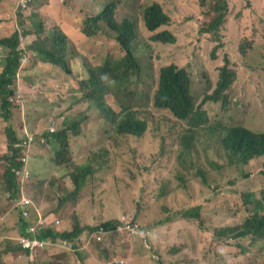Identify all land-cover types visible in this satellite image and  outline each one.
<instances>
[{
  "label": "rangeland",
  "instance_id": "rangeland-1",
  "mask_svg": "<svg viewBox=\"0 0 264 264\" xmlns=\"http://www.w3.org/2000/svg\"><path fill=\"white\" fill-rule=\"evenodd\" d=\"M16 1L0 0V3L6 2L10 15V18L0 17L2 33L11 28L3 27V22L13 20L11 10L15 8ZM110 1L117 3L118 21L128 18L136 24L137 39L134 49L141 65V76L127 83H109L106 101L116 112L121 110L122 105L142 114L149 126L139 138L116 134L112 126L99 117L94 105L89 103L88 106L81 101L82 91L85 90L81 82L87 79L83 63L100 66L108 59H118L121 54L113 33L107 31L94 38H87L81 33L86 15L96 14L102 5ZM151 1L43 0L31 14L29 12L17 16L16 20L22 22L19 25L24 31L30 28V21L34 24L42 21L49 28L55 24L69 27L68 48L70 50L72 45L77 57L73 60L72 72L68 75L33 58L30 51L23 68L27 70L23 71L22 74L25 75L21 78L23 92L20 94L23 96L24 107H15L9 123L4 125L0 110V155L7 153V125L12 126L15 135L19 137L24 129L33 133H47L50 127L59 130L66 121L84 118L81 134L78 137L70 136L73 163L84 164L90 161L95 166L100 164L104 167L100 168L102 170L99 173L95 172L75 199L69 200L62 207L59 218L61 224L72 228L70 219L73 213L79 218L82 228L97 227L102 219L118 221L121 215H128L147 228L149 236L152 235L153 238L152 253L159 256V261L152 260V253H148L137 238H131L125 232L110 233L99 243L82 233L78 236V242L84 249L77 256L84 264H106L108 261L119 260L126 264H232L230 258L221 262L203 258L217 244L211 243L210 234L201 233L203 224L200 227V222L177 218L181 208L176 210L172 205L175 194L164 201L157 198H160L164 182L176 185L179 183L178 176L181 175L190 188L191 192L188 193L191 196L189 198L186 191L181 190L177 197L178 205L200 211L199 205L189 206L187 201L192 200L193 204H198L205 200L201 204V216L196 218L208 225V228L241 224L249 214V206L239 197V193L260 190L264 183L257 174L264 170V165L253 166L252 176L237 181L235 186L227 184L229 179L235 177L233 167L217 171L211 166L215 160L223 159L218 155L214 135L225 134L227 128L235 126L264 132V0H253L254 6L252 0H229L227 20L220 31L223 47L217 51L216 60L211 58V50L217 45L214 34H210L213 36L211 37L199 33L204 20L199 0H156L172 19L171 31L176 36V43L171 45L152 42L144 29L141 10ZM41 10L44 11L43 20L34 16L39 15ZM35 40V34H30V46ZM255 42L258 44L252 46ZM240 45L247 47L246 56H240ZM2 53L0 52L1 55ZM224 55L229 57L236 73L233 84L226 92L229 102L225 106L204 100L217 84L219 68L224 65ZM171 61L187 70L196 104L206 111L210 123H220L219 128L213 129L212 135H207L204 131L196 142L192 140L189 151L184 149L181 135L178 136L179 127L174 121L164 113H157L152 107L159 68ZM22 63L24 62L21 61ZM46 144H41V147L53 162L55 152L50 140H46ZM4 169L5 166L0 164V264H28L22 252L19 262L17 255L8 249L9 242L16 245L15 239L19 237L20 230L12 201L15 197H8L9 193L5 190ZM63 170L66 174L67 170ZM202 173L217 187L214 198L216 204L209 201L207 205L212 192L197 176ZM48 180L50 179H45ZM51 180L52 187L55 188L52 192L58 196L54 194L52 197V204L56 205L58 200L67 197L71 188L67 180ZM41 181L35 180L28 187L29 197L31 189L38 202L41 196L47 198V191L39 185ZM35 201L30 199V221L37 223L39 219L34 218V215H38L39 205ZM215 210H220L221 214L210 215ZM215 242L219 243L217 240ZM241 244L244 251L237 246L233 250L227 249L228 253H244V257L239 258L240 262L237 259L236 262L233 261L234 264H264V247L261 243L255 246ZM66 252L70 251L64 248L46 250L33 257L30 264H61L62 261L64 264H74V255Z\"/></svg>",
  "mask_w": 264,
  "mask_h": 264
},
{
  "label": "trees",
  "instance_id": "trees-1",
  "mask_svg": "<svg viewBox=\"0 0 264 264\" xmlns=\"http://www.w3.org/2000/svg\"><path fill=\"white\" fill-rule=\"evenodd\" d=\"M42 1L43 0H38L31 4V7H33L32 12H34L35 6ZM228 2L229 0H199L201 16L204 19L201 23L199 33L208 35L214 34V37L212 35L210 36L213 37L217 43L211 50V58L213 60L217 59V51L223 47L220 31L227 20L229 10ZM159 4L160 3L156 0H152L142 7L141 16L144 29L152 42L165 45L175 44L176 36L171 31L172 19ZM116 10L117 3L115 1H110L102 5L96 14H87L85 17L81 33L87 38L97 37L100 34H105L107 31L113 33L121 54L118 59H108L100 66H92L88 63H83L87 79L81 82L82 87L85 89L82 91L83 96L81 101L88 106L89 103L94 105L99 117L104 120L105 123L111 125L116 134L139 138L145 134L149 126L142 114L122 105L121 110L116 112L106 101V96L110 89L109 83H127L131 79H139L141 76V65L136 57L134 49L137 39L136 24L128 18L118 21L116 18ZM43 12L44 11L41 10L39 15L34 16H38V18L43 20ZM20 23L22 22L20 21ZM68 30L69 27H64L61 24H55L52 28H49L47 25H44L42 21L35 24L30 21V28L25 29V33L27 34L30 32V34H35L36 36V40L30 46L33 58L53 66V70H60L70 75L72 72V62L77 57V52L72 45L70 50L68 48L70 45ZM257 44L258 43L255 42L252 46H256ZM18 46L19 37L16 31L0 35V48L6 51V54H0V110L5 122H8L10 119L12 109L14 108V105L9 102V98L14 92L11 89L12 85L15 84V80L18 79V77H22L19 72L22 52L18 49ZM246 48L247 47L242 45L238 48L241 57L246 56ZM222 61L224 65L219 68L217 84L213 92L206 95L204 100L221 103L225 106L229 102L226 97V92L233 84L236 73L232 69L231 61L227 55L223 56ZM208 84H210V81H208ZM22 87L23 84L20 80L14 90L22 91ZM152 107L157 113L166 114L174 121V124L179 127L178 136L181 135L186 151L190 150V143L192 140L196 142L202 132L205 131L207 135H212L213 129L220 127V123L211 124L209 117L206 115V111L202 109L201 105L196 104V100L191 91V82L187 70L172 61L159 68L157 86L152 98ZM84 120V118H81L75 121H66L63 126L53 134L44 132L39 134L40 137H44L46 140H52L53 142L55 150L53 159L54 165L58 168L67 170V173L62 179L57 181L59 182L62 180L65 182L67 180L71 188L67 197L58 200L56 205H54L52 204L54 203L52 197L55 193L51 190L52 180L41 181L39 183L43 190L47 191V201L52 205L44 211L38 208V215L35 214L34 218L43 219L48 224L59 220L62 207L66 205L69 200L75 199L82 192L88 181L94 177L95 172L96 174L99 173V171L102 170L100 168L104 167V165L100 164L95 166V164L90 161L84 164L73 163L69 143L70 136L78 137L81 134V124ZM5 132L8 139L7 153H15L13 149L15 144L13 141L16 138L15 131L10 126H7ZM214 139L217 143L216 149L218 155L223 159L215 160L211 167L215 168L217 171L233 167L232 171L235 177L228 180L227 184L229 186H235L237 181L250 178V176H252L251 169L256 164L264 165V132H254L245 127L235 126L227 128L225 134L214 135ZM4 155L5 154L0 155V164L5 167L7 165L3 173L6 180L5 184H7V189L11 191L12 195L19 197L20 185H18L17 182L19 180H15L11 171L13 167H17L19 164L14 161V157L10 159L5 157L7 163L3 162L2 158ZM95 160L96 157H94V161ZM197 176L201 178L203 184L212 192V197L207 201V205L209 201L216 204L214 198L216 196L215 190L217 187L205 174H197ZM257 176L261 182L264 183V170H260ZM178 180L179 183L176 185L169 181L164 182L161 186L160 198L157 199L164 201L175 194L172 205L176 210L181 208L177 218L181 217L182 219L196 220L200 222V227L201 224H203V228L201 227L200 230L201 233L203 235L205 233L210 234L211 243L213 245L217 244L214 246V250L212 249L213 251L204 255L203 258H210L212 262L226 261L227 258H230L232 264H234L233 261L236 262L237 259V262H240V259L244 257V253H228L227 249L233 250L234 246H237L244 251L241 243H247L249 246H255L257 243H261L264 247V185L259 191L246 190L239 193V197L249 206V214L244 218L241 224L208 228V225L196 218L201 216V204L206 202L205 200L198 204H193L191 202L192 200L187 201L189 206L199 205L200 211L199 209L190 210L178 205L177 197L181 190L186 191L189 198L191 196V194H189L191 192L190 188L181 175L178 176ZM31 183L32 181L30 179V185ZM30 193L32 197H35L31 189ZM35 202L40 206L38 201ZM31 213L32 210L30 208V214ZM218 214H221L220 210H215L210 215ZM122 216L124 215H121L119 219ZM119 219L118 221L102 219L100 225L97 227L86 226L82 228L79 218L73 213L72 219H70L72 221V228L66 227L63 232H60L61 230L49 231L47 234L42 235L41 239H55L61 237L69 242H73L75 238L78 236L80 237L83 233V235L88 236V239L95 241V243H99L110 233H119V231H116V228L121 224ZM34 223V221H30V225ZM134 223L136 222L134 221ZM139 225L146 228L142 224ZM100 227L103 228L105 232L103 233V240L97 241L95 239L96 236L95 238L92 236L99 231ZM32 237H38V235ZM215 240L223 245L220 246ZM150 241L151 252L148 253L154 252L152 235ZM8 244V249L13 252L12 254L17 255L18 259L21 248L12 242ZM82 249H84V247H82ZM70 253L74 255L73 251ZM77 253L78 252H75V255H77ZM153 255L155 254H151V259L159 261V256L155 255L156 258L153 259ZM65 258H68V256H65ZM61 264H64V261H62Z\"/></svg>",
  "mask_w": 264,
  "mask_h": 264
},
{
  "label": "clouds",
  "instance_id": "clouds-1",
  "mask_svg": "<svg viewBox=\"0 0 264 264\" xmlns=\"http://www.w3.org/2000/svg\"><path fill=\"white\" fill-rule=\"evenodd\" d=\"M1 6L6 10L5 16H2V17L10 18L9 8H8L6 2L0 3V7ZM30 9H31L30 0H17L15 8H13L11 10L13 20L3 22V23H7L8 25H11V30L8 31L7 33H13L14 31H16L18 34V37H19L18 49L22 52L21 61L24 62L22 64L20 62L19 72L23 77L25 75V74H22L23 71L27 70V68L26 69H23V68L26 64L27 58L30 56V33H27V34L25 33L24 29L19 25V24H21L20 21L18 22L16 20V18L20 14L22 15V14L29 13ZM2 35H5V34H2ZM22 45H24V46L22 47ZM0 49L3 51V54H6V51L4 49H2V48H0ZM21 78L18 77V79L15 80V84L12 85V88H11L14 92H13V95L10 96L9 102L12 105H14V108L15 107H20V108L24 107L23 96L20 94L23 91L14 90V88L17 86V83L21 80ZM8 123L9 122L4 121L3 125L8 124ZM7 126H10V125H7ZM10 127L12 129H14L12 126H10ZM56 131L57 130H55V132ZM47 133L53 134L54 132L49 133L47 130ZM39 134L40 133H38V132L33 133L27 129H24L22 135L19 137L16 136L15 140L13 141V142H15V144L13 146L15 153L10 152V153H7V155L6 154L4 155L5 157H8L9 159L11 157H14V161L19 164V166L13 167L11 169L15 180L18 179L19 181H17V182H18V185H20V188H19L20 196L17 197L16 195H13L15 198L12 200L14 202V207L17 211L18 221H19V230H20V235L17 239H15V242H16V245L21 248V252L23 253L24 257L26 258L28 264H30V199L35 201L34 197H32L31 194L29 197V190H28V187H29L28 185H30V179L32 181L31 158H32L34 151L36 150L37 146H41V144L47 145L45 138L40 137ZM30 135H33V137H34V141H33V144L31 146V149H30ZM37 136H39V139L37 138ZM41 139H44L45 141L42 142ZM7 140L8 139H6V145L8 147V141ZM4 156H3L2 160H3V162L7 163ZM6 167H7V165H6ZM4 171H5V169H4ZM3 182L5 185V190L9 193L8 197H10L12 194H11V191H9L7 189V184H5L6 180H5L4 175H3ZM60 226H61V224L57 225L54 222H52L51 226L48 230L41 232L40 235H38V237H37L38 240L45 241V242H52V243H55V242L60 241V240H66V239H62L61 237L55 238V239H41L42 235L47 234L49 231H52V230H59ZM60 230H61L60 232L64 231L62 229H60ZM74 240L77 242V245L75 247L78 250L76 252H80L81 250H83L82 247L79 245V242H78L79 237L75 238ZM24 241H27V243ZM54 249H61V248L56 247V246L47 247L46 249L39 250L37 252V254L35 255V257L43 251H46V250L53 251ZM66 253L71 254L73 256V254L70 252H66ZM73 258H74V264H76L77 260H79L81 264H84V262L79 257H77V255H75V253H74ZM18 261L20 262V253H19ZM34 261H35V259H34Z\"/></svg>",
  "mask_w": 264,
  "mask_h": 264
},
{
  "label": "built area",
  "instance_id": "built-area-1",
  "mask_svg": "<svg viewBox=\"0 0 264 264\" xmlns=\"http://www.w3.org/2000/svg\"><path fill=\"white\" fill-rule=\"evenodd\" d=\"M35 1H38V0H30V7H31V4L34 3ZM55 130L56 128L54 127L48 128L49 133H53L55 132ZM41 140L42 142L45 141L44 139H41ZM33 141H34V137L33 135H30V149L33 144ZM119 220L121 224L116 228V231L125 232L129 236L137 238L138 240H140L143 248L147 252H151V241H150V236L147 230L144 227H141L139 224L134 223L133 219H131L130 217L126 215L122 216ZM54 223L57 225L61 224L60 220H56L54 221ZM50 226H51V223L48 224L43 219L41 220L39 219L37 223L30 225V260H32L33 257H35V255L37 254L39 250L46 249L47 247L56 246L61 249L64 248L70 252L73 251L74 253L78 250L75 247L77 245V242L75 240L73 242H69L68 240H60L55 243H52V242L40 241L38 240L37 237H32L35 235H40L41 232L48 230ZM104 232H105L104 229L100 227L99 231H97V233L92 237L95 238L96 236L95 239L97 241H100L103 237ZM153 258L155 259L156 256L153 255ZM124 263L125 261L119 260V261H113V262L108 261L106 264H124ZM76 264H81V263L79 260H77Z\"/></svg>",
  "mask_w": 264,
  "mask_h": 264
},
{
  "label": "crops",
  "instance_id": "crops-1",
  "mask_svg": "<svg viewBox=\"0 0 264 264\" xmlns=\"http://www.w3.org/2000/svg\"><path fill=\"white\" fill-rule=\"evenodd\" d=\"M252 6H254L253 0H252ZM228 8H229V2H228ZM5 12L6 10L1 6L0 7V17H2ZM31 12H32V9H30V14ZM228 13H229V10H228ZM8 26H11V25H8L7 23H3V27H8ZM7 32L2 33V31H0V35L7 34ZM0 52H3V51L0 49ZM50 143L54 150V145H53L52 140H50ZM48 156L49 155L47 154V152L41 146L36 147V150L34 151V154L31 158L32 182L35 180L45 181V179H51V178L57 181L60 179L62 175L65 174V171L63 169L56 167L54 163L48 159ZM51 190L54 191L55 188L51 186ZM39 203H40L39 209L43 211L46 210L50 206L45 196L40 197ZM66 227L67 226L61 224V226L59 227V230L61 228L66 229Z\"/></svg>",
  "mask_w": 264,
  "mask_h": 264
}]
</instances>
